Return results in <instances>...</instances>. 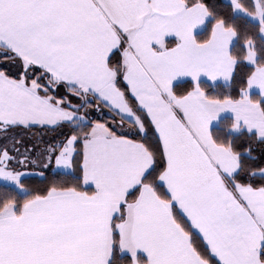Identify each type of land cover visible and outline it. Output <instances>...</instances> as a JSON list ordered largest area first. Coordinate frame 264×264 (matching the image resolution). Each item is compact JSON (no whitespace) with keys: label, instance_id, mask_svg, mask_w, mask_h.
Listing matches in <instances>:
<instances>
[{"label":"snow or ice","instance_id":"obj_1","mask_svg":"<svg viewBox=\"0 0 264 264\" xmlns=\"http://www.w3.org/2000/svg\"><path fill=\"white\" fill-rule=\"evenodd\" d=\"M0 264H264V0H0Z\"/></svg>","mask_w":264,"mask_h":264}]
</instances>
